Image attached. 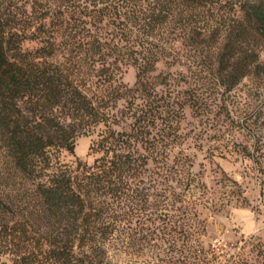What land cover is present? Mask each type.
I'll use <instances>...</instances> for the list:
<instances>
[{
	"label": "trees",
	"instance_id": "16d2710c",
	"mask_svg": "<svg viewBox=\"0 0 264 264\" xmlns=\"http://www.w3.org/2000/svg\"><path fill=\"white\" fill-rule=\"evenodd\" d=\"M263 46L264 0H0V264H264V235L195 240L191 165L164 162Z\"/></svg>",
	"mask_w": 264,
	"mask_h": 264
},
{
	"label": "rangeland",
	"instance_id": "374dc122",
	"mask_svg": "<svg viewBox=\"0 0 264 264\" xmlns=\"http://www.w3.org/2000/svg\"><path fill=\"white\" fill-rule=\"evenodd\" d=\"M259 60L264 66V46ZM159 68L166 65L160 63ZM136 75L133 64L121 69L122 80L129 85ZM222 99L225 105L217 99L208 115L186 108L182 136L164 161L191 165L194 179L185 195L197 200L206 220L205 230L195 240L220 251L236 245L244 234L264 235V70L251 73ZM96 137L97 132L80 135L75 155L65 151L62 161L80 157L92 163L98 156L91 150ZM163 164L154 162L152 167L162 169Z\"/></svg>",
	"mask_w": 264,
	"mask_h": 264
}]
</instances>
